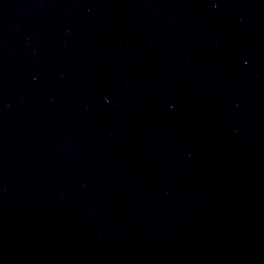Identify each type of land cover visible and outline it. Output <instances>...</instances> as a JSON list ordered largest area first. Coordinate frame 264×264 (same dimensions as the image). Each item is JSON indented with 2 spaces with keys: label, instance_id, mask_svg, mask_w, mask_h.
Wrapping results in <instances>:
<instances>
[{
  "label": "water",
  "instance_id": "obj_1",
  "mask_svg": "<svg viewBox=\"0 0 264 264\" xmlns=\"http://www.w3.org/2000/svg\"><path fill=\"white\" fill-rule=\"evenodd\" d=\"M0 264H264V0H0Z\"/></svg>",
  "mask_w": 264,
  "mask_h": 264
}]
</instances>
